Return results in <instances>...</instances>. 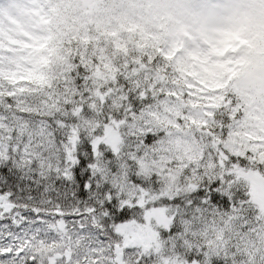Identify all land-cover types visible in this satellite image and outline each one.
<instances>
[{"label": "snow or ice", "instance_id": "snow-or-ice-1", "mask_svg": "<svg viewBox=\"0 0 264 264\" xmlns=\"http://www.w3.org/2000/svg\"><path fill=\"white\" fill-rule=\"evenodd\" d=\"M15 33L0 16V264H264L242 61L205 80L130 27Z\"/></svg>", "mask_w": 264, "mask_h": 264}, {"label": "rangeland", "instance_id": "rangeland-1", "mask_svg": "<svg viewBox=\"0 0 264 264\" xmlns=\"http://www.w3.org/2000/svg\"><path fill=\"white\" fill-rule=\"evenodd\" d=\"M43 1L0 0V16L16 29L19 39L50 47ZM95 2L84 0V11L78 13L76 6L73 14L82 22L86 16L101 17ZM121 13L114 25L121 29L136 28L139 23L145 28L160 27L163 42L176 56L177 67L205 80H222L229 61L244 63L239 53L254 41L264 43V0H126ZM255 75H264L262 69ZM246 100L249 114L264 115V96L255 101L248 96Z\"/></svg>", "mask_w": 264, "mask_h": 264}, {"label": "trees", "instance_id": "trees-1", "mask_svg": "<svg viewBox=\"0 0 264 264\" xmlns=\"http://www.w3.org/2000/svg\"><path fill=\"white\" fill-rule=\"evenodd\" d=\"M96 1L95 8L101 11V17L107 18L106 22L99 21V18H89L86 16L82 22L76 15L73 14L74 8L79 7L78 13L84 11V0H44L43 6L47 13V24L50 35V47L54 46L58 39L64 38L77 31L83 32L86 30L96 31L98 29H114L118 24L114 25L117 20L122 17V6L126 0H92ZM89 9V8H88ZM114 23V24H113ZM138 32L146 33V35L156 37L161 41H165L162 36L160 27L152 25L145 28L142 24H138L134 28ZM117 30H121L120 26ZM264 42V40H263ZM239 54L244 56V65L247 66L248 75L244 82L236 87H229V91L237 96L241 103L245 106L246 98L249 96L252 100H257L264 96V75L256 76L255 73L262 69L264 74V43L258 44V41L252 42L249 47L244 48Z\"/></svg>", "mask_w": 264, "mask_h": 264}]
</instances>
